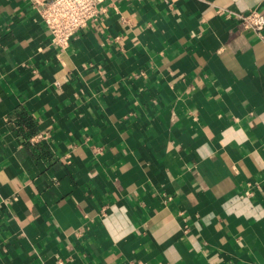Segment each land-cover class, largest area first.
<instances>
[{"label":"crops","instance_id":"crops-1","mask_svg":"<svg viewBox=\"0 0 264 264\" xmlns=\"http://www.w3.org/2000/svg\"><path fill=\"white\" fill-rule=\"evenodd\" d=\"M105 7L0 0V264H264V0Z\"/></svg>","mask_w":264,"mask_h":264},{"label":"built area","instance_id":"built-area-1","mask_svg":"<svg viewBox=\"0 0 264 264\" xmlns=\"http://www.w3.org/2000/svg\"><path fill=\"white\" fill-rule=\"evenodd\" d=\"M50 33V43L55 48L67 49L72 39L105 13L106 0H32ZM245 29L253 30L264 40V13L251 10L236 15ZM38 135L35 140H43Z\"/></svg>","mask_w":264,"mask_h":264}]
</instances>
